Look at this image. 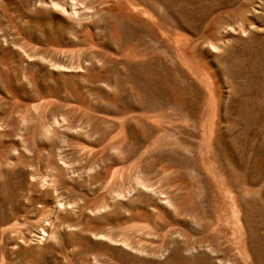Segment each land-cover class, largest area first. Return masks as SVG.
<instances>
[{"label":"rangeland","instance_id":"obj_1","mask_svg":"<svg viewBox=\"0 0 264 264\" xmlns=\"http://www.w3.org/2000/svg\"><path fill=\"white\" fill-rule=\"evenodd\" d=\"M0 264H264V0H0Z\"/></svg>","mask_w":264,"mask_h":264}]
</instances>
